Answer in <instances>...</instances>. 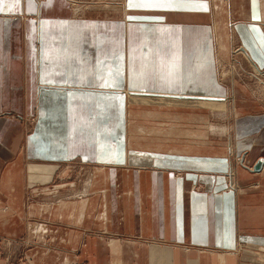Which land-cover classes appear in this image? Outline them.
Segmentation results:
<instances>
[{
	"label": "crops",
	"instance_id": "0c3cea01",
	"mask_svg": "<svg viewBox=\"0 0 264 264\" xmlns=\"http://www.w3.org/2000/svg\"><path fill=\"white\" fill-rule=\"evenodd\" d=\"M117 2L0 0V264L32 237L72 264H264V99L217 68L234 39L264 77V0ZM201 92L235 111L221 152L135 146L128 108L169 118Z\"/></svg>",
	"mask_w": 264,
	"mask_h": 264
},
{
	"label": "rangeland",
	"instance_id": "374dc122",
	"mask_svg": "<svg viewBox=\"0 0 264 264\" xmlns=\"http://www.w3.org/2000/svg\"><path fill=\"white\" fill-rule=\"evenodd\" d=\"M117 1L69 0L75 17L115 18L119 20L123 18L124 6ZM239 48L240 43L238 40L233 39L230 48V60L227 62L225 59H219L217 68L220 86L224 87H221L222 89H225V87L231 88L232 77L235 74L234 80H238L240 84L249 85L264 99V77L260 79L254 75L247 59L242 54L235 52ZM241 63H243V69L240 67ZM184 96L200 99L203 104H184L196 106V110H194L195 108L171 107L169 118L164 116L166 111L159 110V108H151L150 110L143 108L141 112L139 111V114L136 111L133 114L134 110H132V107L131 109L128 108V134H133L135 146L140 144L151 145L150 141H147L148 138L151 139L150 136L154 137L156 135V138L164 139L159 137V135L169 134L170 143L181 149H191L197 152L201 150L204 155L212 153V150L221 152L224 149L230 140L229 138H231L230 136H232V130L227 135H222L221 133L226 132L229 129L227 128L228 126L233 127L235 118V111L230 108L232 106H230V103H225L226 100L224 98L226 96L211 95L205 92L184 94ZM210 98L221 99V101H213ZM177 104L180 105L182 103ZM213 104L215 106L211 107L210 105ZM132 116H135V118ZM137 116L139 117L138 120ZM195 117L196 120H193ZM123 130H125V127ZM142 133L146 135H142ZM160 143L163 144L162 142ZM152 145L157 146L159 143L156 141ZM38 228H41V226ZM4 246L10 247L11 250L9 254L3 253L2 255L9 264H72L76 261V255L57 253L55 249L53 250L51 241L48 238L32 237L30 239L26 238L25 241L22 240L21 242L6 241Z\"/></svg>",
	"mask_w": 264,
	"mask_h": 264
},
{
	"label": "water",
	"instance_id": "95a60500",
	"mask_svg": "<svg viewBox=\"0 0 264 264\" xmlns=\"http://www.w3.org/2000/svg\"><path fill=\"white\" fill-rule=\"evenodd\" d=\"M171 96V95H170ZM180 98H193V97H186V96H179ZM210 100H213V101H221V99H214V98H210ZM263 164H264V160H260L258 162V164L255 166L254 170L255 172H260L263 168Z\"/></svg>",
	"mask_w": 264,
	"mask_h": 264
},
{
	"label": "bare ground",
	"instance_id": "6f19581e",
	"mask_svg": "<svg viewBox=\"0 0 264 264\" xmlns=\"http://www.w3.org/2000/svg\"><path fill=\"white\" fill-rule=\"evenodd\" d=\"M75 7V6H74ZM78 10V9H77ZM77 12V11H76ZM43 231V230H42Z\"/></svg>",
	"mask_w": 264,
	"mask_h": 264
},
{
	"label": "snow or ice",
	"instance_id": "6c2138e0",
	"mask_svg": "<svg viewBox=\"0 0 264 264\" xmlns=\"http://www.w3.org/2000/svg\"><path fill=\"white\" fill-rule=\"evenodd\" d=\"M17 2H18V0H17Z\"/></svg>",
	"mask_w": 264,
	"mask_h": 264
}]
</instances>
